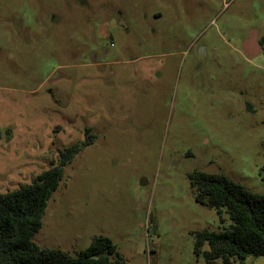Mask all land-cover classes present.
<instances>
[{
  "label": "rangeland",
  "instance_id": "1",
  "mask_svg": "<svg viewBox=\"0 0 264 264\" xmlns=\"http://www.w3.org/2000/svg\"><path fill=\"white\" fill-rule=\"evenodd\" d=\"M251 33L264 37V0H0V194L93 136L33 242L75 255L103 235L127 264H205L194 233L232 222L195 203L188 175L264 196Z\"/></svg>",
  "mask_w": 264,
  "mask_h": 264
},
{
  "label": "trees",
  "instance_id": "2",
  "mask_svg": "<svg viewBox=\"0 0 264 264\" xmlns=\"http://www.w3.org/2000/svg\"><path fill=\"white\" fill-rule=\"evenodd\" d=\"M259 42L264 46V37ZM92 140L86 134L83 144L61 152L57 164L31 184L0 194V264H127L111 239L103 235L94 236L75 255L40 248L33 242L47 203L62 181L63 168ZM262 171L264 180V166ZM188 180L195 203L215 209L219 216L226 213L232 222L221 231L195 232V255L202 254L205 264H245L249 256H264V196L223 174L194 171Z\"/></svg>",
  "mask_w": 264,
  "mask_h": 264
},
{
  "label": "water",
  "instance_id": "3",
  "mask_svg": "<svg viewBox=\"0 0 264 264\" xmlns=\"http://www.w3.org/2000/svg\"><path fill=\"white\" fill-rule=\"evenodd\" d=\"M262 46L256 41L254 34H250L241 44L240 50L249 60L256 58Z\"/></svg>",
  "mask_w": 264,
  "mask_h": 264
},
{
  "label": "flooded vegetation",
  "instance_id": "4",
  "mask_svg": "<svg viewBox=\"0 0 264 264\" xmlns=\"http://www.w3.org/2000/svg\"><path fill=\"white\" fill-rule=\"evenodd\" d=\"M259 42V41H258ZM260 43V42H259ZM261 45V44H260ZM200 48V47H199ZM199 51L201 52L202 51V49H199Z\"/></svg>",
  "mask_w": 264,
  "mask_h": 264
}]
</instances>
